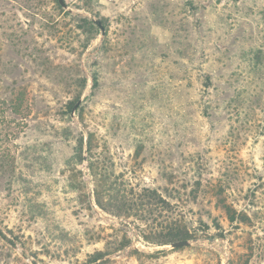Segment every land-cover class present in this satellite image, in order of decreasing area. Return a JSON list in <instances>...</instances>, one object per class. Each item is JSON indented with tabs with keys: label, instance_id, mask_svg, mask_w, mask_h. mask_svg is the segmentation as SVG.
Listing matches in <instances>:
<instances>
[{
	"label": "rangeland",
	"instance_id": "obj_1",
	"mask_svg": "<svg viewBox=\"0 0 264 264\" xmlns=\"http://www.w3.org/2000/svg\"><path fill=\"white\" fill-rule=\"evenodd\" d=\"M63 1L0 0V264H82L123 237L110 264H264V0ZM89 132L113 196L166 194L190 245L95 204L87 160L67 165Z\"/></svg>",
	"mask_w": 264,
	"mask_h": 264
},
{
	"label": "trees",
	"instance_id": "obj_2",
	"mask_svg": "<svg viewBox=\"0 0 264 264\" xmlns=\"http://www.w3.org/2000/svg\"><path fill=\"white\" fill-rule=\"evenodd\" d=\"M59 9L63 10V5L55 0ZM85 22L82 27L93 28V20L83 19ZM100 23L105 26L103 19ZM95 78V76H94ZM96 82V79H94ZM73 101L67 104L69 109L72 108ZM97 143L94 141L93 134L87 133L80 135L76 139L74 153L69 164H80L87 160V167L93 180V194L95 204L105 211L114 215L124 217H137L144 221L148 230L143 232L142 237L145 241L155 245H167L178 240H188L192 237L187 225L185 224L179 211L174 209L170 199L166 194L157 192L155 189L143 187L131 196L123 192L120 196H113L111 190H114L115 181L112 180V170L105 158L101 157L96 148ZM80 172V170H79ZM71 180V179H70ZM73 190L79 189L78 185L70 183ZM224 211L230 224H247L251 217L243 210H238L225 199L218 202ZM130 240L123 237L118 245L114 248L107 247L102 250H96L89 254L82 264H110L108 258L114 251L121 250L129 245ZM110 248V249H109ZM176 249V248H174ZM137 253V251H134ZM228 264H233L232 260Z\"/></svg>",
	"mask_w": 264,
	"mask_h": 264
},
{
	"label": "water",
	"instance_id": "obj_3",
	"mask_svg": "<svg viewBox=\"0 0 264 264\" xmlns=\"http://www.w3.org/2000/svg\"><path fill=\"white\" fill-rule=\"evenodd\" d=\"M58 1L60 4L65 6V3L63 0H58ZM96 24L100 27L102 34H104V28L101 25L99 20H96ZM190 244H191V242L189 240H178V241H175V242L168 244V246H170V248H179V247L187 246Z\"/></svg>",
	"mask_w": 264,
	"mask_h": 264
}]
</instances>
